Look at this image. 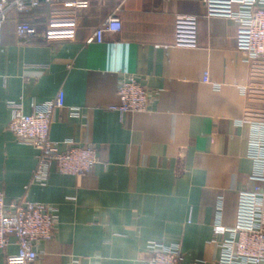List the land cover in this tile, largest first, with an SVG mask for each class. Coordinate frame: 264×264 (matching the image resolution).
Returning a JSON list of instances; mask_svg holds the SVG:
<instances>
[{"label":"crops","instance_id":"obj_1","mask_svg":"<svg viewBox=\"0 0 264 264\" xmlns=\"http://www.w3.org/2000/svg\"><path fill=\"white\" fill-rule=\"evenodd\" d=\"M113 6L40 0L9 14L0 33V191L7 203H43L58 217L31 264H144L151 241L178 245L184 264H217L214 226L233 227L238 194L262 182L248 141L250 123L264 122L263 63L245 60L246 30L228 0H125L121 30L98 43L94 29ZM19 21L36 26L33 41L17 37ZM126 75L149 89L148 111L112 108ZM59 91L50 138L60 150L65 140L94 146L99 159L80 176L51 165L39 185L37 150L8 129V103L30 113ZM10 242L0 264L17 252Z\"/></svg>","mask_w":264,"mask_h":264},{"label":"built area","instance_id":"obj_2","mask_svg":"<svg viewBox=\"0 0 264 264\" xmlns=\"http://www.w3.org/2000/svg\"><path fill=\"white\" fill-rule=\"evenodd\" d=\"M111 1L114 2L111 13L93 32V38L98 43L104 40L106 34L121 30L119 11L125 0ZM202 1L209 3L211 0ZM39 2L40 0H0V33L10 13L29 11L37 7ZM228 2L236 6L229 13L230 18L246 30L245 60L258 59L264 66V0ZM178 18L182 24L195 20V17L189 15H179ZM15 33L25 43L33 41L38 34L36 26L28 21L17 22ZM203 82L210 83L207 72ZM117 96L119 102L112 108L121 114L146 112L150 108L151 93L137 76L122 77L117 86ZM8 105L11 109L8 129L19 142L37 150V164L33 172L35 183H46L51 165L61 174L80 176L92 171L99 159L94 146H76L72 140H65V148L60 150L59 143L49 136L52 112L64 106L62 91L44 101L39 110L30 113H25L19 103L11 101ZM73 110L72 113L76 115L77 112ZM250 129L248 155L255 162L254 174L262 182L253 190L238 194L236 222L233 227L214 226V236L219 247L217 264L264 263V122L250 123ZM57 223L58 217L51 207L24 198L7 203L0 191V252L11 243L10 237H14L17 247L15 254L6 257V264H31L37 257V244L53 237ZM148 248L151 255L144 264H184V254L176 244L164 245L151 241ZM190 264L204 262L193 261Z\"/></svg>","mask_w":264,"mask_h":264}]
</instances>
